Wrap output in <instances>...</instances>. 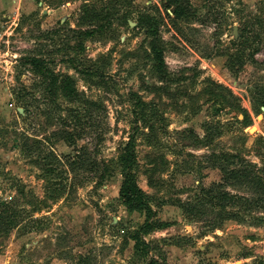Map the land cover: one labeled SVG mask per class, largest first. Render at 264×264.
Segmentation results:
<instances>
[{
    "label": "rangeland",
    "instance_id": "374dc122",
    "mask_svg": "<svg viewBox=\"0 0 264 264\" xmlns=\"http://www.w3.org/2000/svg\"><path fill=\"white\" fill-rule=\"evenodd\" d=\"M187 2L0 0V264H264V208L213 196H264L227 174H264V0ZM136 125L147 254L120 199Z\"/></svg>",
    "mask_w": 264,
    "mask_h": 264
},
{
    "label": "trees",
    "instance_id": "16d2710c",
    "mask_svg": "<svg viewBox=\"0 0 264 264\" xmlns=\"http://www.w3.org/2000/svg\"><path fill=\"white\" fill-rule=\"evenodd\" d=\"M169 2L176 6L177 15H182L186 12V10H188L187 0H169ZM100 17V12L85 6L80 8L77 19L80 21V23H84L89 20H100ZM87 31V35H92L94 33V30ZM156 53L159 66H164L165 59L163 53L161 51ZM30 61H32L33 65L40 64V60H38L36 57H31ZM65 61L70 63L72 67H74L78 72L88 73L87 70H81L73 58H67ZM135 97L136 102L134 105V110L136 116L137 109H140L144 103L140 100V97H138L137 94H135ZM136 119H138V117H136ZM139 131L140 126L136 125L130 134L129 141L121 153L120 163L123 170L124 181L120 189V199L122 203L130 210L143 212L146 215V221L135 231L133 238L136 241L137 249L143 254H147L151 250V246L150 243L145 239V236L157 227V222L155 220L156 212L153 209L148 196L141 189L134 171L137 160L135 142ZM242 163V168L231 169L227 172L229 175L228 179L233 180L237 184L236 186H250L260 194H264V174L261 175L253 164L247 163L244 159L242 160ZM206 192L207 191H205V193ZM216 192L217 193L213 196L219 198L220 201L223 202V206H230L232 204L241 205L243 211H245V209L264 208V196L263 198H254L253 200H249L246 197L240 195L238 196L236 193L231 194L227 191H221L219 188H217ZM232 215V217H236L239 214L232 212ZM150 263L158 264L156 260H151Z\"/></svg>",
    "mask_w": 264,
    "mask_h": 264
},
{
    "label": "bare ground",
    "instance_id": "6f19581e",
    "mask_svg": "<svg viewBox=\"0 0 264 264\" xmlns=\"http://www.w3.org/2000/svg\"><path fill=\"white\" fill-rule=\"evenodd\" d=\"M255 129V128H254Z\"/></svg>",
    "mask_w": 264,
    "mask_h": 264
}]
</instances>
